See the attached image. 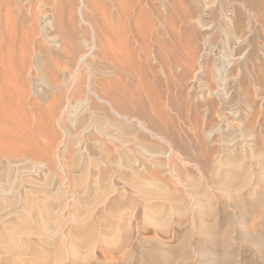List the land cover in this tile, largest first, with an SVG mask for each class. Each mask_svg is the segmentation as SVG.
Masks as SVG:
<instances>
[{
	"label": "bare ground",
	"instance_id": "6f19581e",
	"mask_svg": "<svg viewBox=\"0 0 264 264\" xmlns=\"http://www.w3.org/2000/svg\"><path fill=\"white\" fill-rule=\"evenodd\" d=\"M0 1H2V4L4 6V10H5L4 18L0 15V36L3 38L0 40V117L1 116H7V117H9L7 119H10V120L13 119V121H14V126H12L13 130L10 128V126H9V130H7L8 128L5 130V129H2L0 127L2 130L7 131V133L11 129L13 131L12 136L14 138L13 142L11 141L9 143L12 145V146L10 145V147H9L8 143H5L7 141L9 142L10 140H7L4 142V139H3L2 140L3 142L0 141V151H3L4 153L6 152L9 156H10V154L11 155L13 154L14 156L12 155V157H14L16 159L19 157V158H21V160H22V158H25L28 160V158H30V157L38 158L37 156H43V157H45V159L46 158L51 159V151L52 150L54 151L55 147L57 146V144H56V142H57L56 138L57 137H55V131H54L55 122L57 120L58 124L62 123L61 119L63 117L65 118V116L68 115L69 126L67 128H64V129L62 128L63 126H60V127L63 130V132L65 133L64 135H67L70 138L69 140H70L72 146L71 145L69 146V144L66 145L62 140V141H60V144H58V147H56V148L59 149V146H64V148H65L64 150L66 152L71 153L73 151L76 154L75 158L74 157H73L74 159L72 158L73 161L75 160V162L73 163V171L67 170L65 168L66 165H64V164H67V163H65L64 160L66 158L64 156H62L63 160L62 159L61 160L63 162L62 169L64 172L63 173L64 179L59 181V184H58V182L55 183V185L58 184V187L55 190L50 188L51 184L54 183V177L53 176H51L50 178L48 177L45 180V182H43L44 180H42V182H39V179L38 178H32V176H30L31 174L25 175V176L14 174L13 177H7L8 178L7 180H2L0 178V249H1V251L3 250V252L7 251V253L9 252L11 254H15V253L17 254V253H19L20 250L25 248V245L23 243L24 247H22V248L20 247L21 249L18 250L20 243L22 244L21 237L23 238V236H21V237L18 236L20 233L21 234L25 233V234L31 235V237H32V235H34V238H35V235H38L40 238H44L43 236H45L49 232L50 235L47 237L45 236L46 241H44L43 239H38V243H40L41 245L45 244V247L47 245L49 247H50V245L57 246V247L54 249L48 248V250H47L48 246L46 248L44 247L46 250L43 248L44 249L43 252H45V251L46 252L45 253H39L38 255L40 257L38 256V258H36V259H39L40 264H48L49 262L52 263V260H55L57 262L59 261V263H62V261H64V257H63L64 252H62L61 247L58 246V244L60 245V242H61L60 238L63 239V237L60 236L59 239L57 238V233H58L57 230L60 228V227L57 228V226H59L61 217H63V215H65L64 212L70 206V205H68L69 199H67V196L69 194L68 195L66 194V192H67L66 190H65L66 192L65 191L63 192L61 190L62 187L63 188L67 187L70 190L69 191L70 197H73L74 201H75L74 206L73 207L71 206L72 213H73L72 215L74 217L72 219H70L71 222H68V223H72L71 227L74 228V229H72L74 231L73 232L71 231L72 234L75 233L73 235L71 234L72 237H74V235H76V237L78 239H80V241L78 243L82 246L83 245L85 246V244L87 246L89 245L88 247L94 246L95 244H97V242H99L97 240H98V237L100 236L99 235L100 231L97 230V228L99 227L98 226L99 224H96L98 226L97 227L95 224H91L93 222L90 223V221H91L90 219H91L92 215L93 216L95 215L94 213L96 210L93 206L96 202H100V203L104 202V197L106 195L108 196V194H107L108 192H110V194L112 193V194H114V196H116L115 197L116 203L122 199L121 197L124 198L125 193H123V191H125V189L127 190L128 188H125L122 185V181H127L129 183V185L131 186L132 190L135 189L133 191L129 190L130 191L129 196H127L128 194L127 195L125 194V196H127V197H125V198H127L126 202L129 205L132 204V202L135 203V200L131 202V199H128L130 196L131 197H134V196L139 197L140 196L138 199H140L142 196L146 197V198H154V199H158V198L162 199V197H165L169 201H171L172 199H174L176 201L177 198H179V196L177 195L178 193L177 194L173 193L171 191L170 187L167 185V184H170V182L167 184H166V182H164L166 179H164L163 176H161L162 177L161 178L157 174H154V175L152 174L153 175L152 180H147L146 177H144V178L142 177V175L140 174L141 170L139 171V169H138L139 167L137 166V165H139L137 163H139L138 159H140V158H136L138 153L135 156L134 155L135 152L130 150L129 149L130 147L138 148V152L140 153L138 156H141L142 159H146L148 161H151V164L156 168L159 167L160 168L159 170L162 173H166V174L170 175L171 178H176L177 175L178 176H180V175L178 174V172L175 169V158L174 157H178V158L182 159L181 162L183 161V163H184L183 156L181 155V153L177 152L178 149L176 150V147L178 148V146L180 147V145L175 147L176 139H177L176 136L179 135L178 134L179 132L176 133V131H178L180 129L179 126L175 124V121L177 119L180 118L179 121L181 119L183 121L185 120L189 125V131L195 132L194 135L195 134L196 135H203L207 139V142L212 145V143L214 142L215 136L220 135V136L226 137L229 135L228 134L229 131H231V130L233 131L232 126L237 124V120L239 119L240 114L242 113V112H240V109H241L240 107L249 109L252 106L250 104V102H251L250 99H252L251 98L252 93L250 92V89H252L253 87L255 89V91H254L255 96L258 97L257 99H259V101H260L259 114L263 115V106H264V103H263L264 102V47L259 49V54L257 56V59L255 58L259 73L258 74L252 73L254 70H250V68L248 66L249 64H248V60L246 58L247 53L245 55H243L242 57H238V58H235V56H234L235 52H239V55H242L243 51L246 49V46L248 45L246 38L244 39V35L241 37H239L240 35L238 37L236 35L237 38L234 37L232 35V33H231V35H229V33L227 31H228V29H230V28H228V27H230V26H228L230 23L227 25L228 22L226 23L222 19L221 16L219 18L220 20L219 19L218 20L220 21L219 25L221 27V30H223L225 33V36L223 35L224 39H222V42H224V44H223L224 46H222L224 48V50H223L224 52L222 53L221 51H218V49L222 48V47H219L218 49H216L217 47L213 46L214 44L211 41L212 29L205 26L202 19H199V20L196 19L198 27L196 26L197 28L195 27V30H193L194 35L192 36V34H191L192 38L189 36L192 39L193 45H192L191 40L189 38L188 39L190 41L186 40V42L187 41L189 42V43H187V45L191 43V45L193 47H191L189 49L190 52L187 55H185V57H184V54L180 53V50L178 47H177L178 50L176 49L177 51L173 50L174 46L171 43L168 44V39L165 37L166 34L164 32L159 31V27L162 26L163 23L169 19L168 18L170 16V15L168 16V14H169L168 12H170L169 7L172 5L173 0H105L107 2V3L104 2L106 4V6H104V11H101V14H100L103 19L100 17L102 22H98L101 24L91 25V23H90V25H89V23H88V25L90 26V29L92 30V31L90 30L91 33L89 32L91 34V36L87 35L88 30L86 33L84 31L85 34H82L83 33L82 30H79L77 28V26L79 24L81 25V22H82L81 20H80L79 24L76 26V24L78 22H76V24H75L74 21H72V20L70 21V18H68L67 21H65V19H63L64 17L62 18L63 20H61V21H53L52 18H51L52 21H48V19H47L46 21L44 20L45 25L41 23V25H44V28H43L44 30L40 31L42 34V36H40V37L43 39L46 46H44V45L42 46V43H41V45L35 44V41H36V38L38 35V34H36L35 30H38V29H36L37 27H35V30H34V27H31V29L28 31V33H25V34H27V37H25V40H26V38H27V40H29V42L26 40L29 43V44L27 43L28 45H25L26 41L25 42L23 41L24 38L22 39L20 37L22 40H20V39L17 40L14 37V39H16L18 42L21 41L20 45H24V48H22L20 46L22 48L21 49L22 54L19 55L18 57H16V59H18V60H16V59L14 60L13 58L15 57L14 56L15 53H14V55H10L11 53H13L11 51H10V53L9 52L5 53V50H3V49H5L7 44L6 45L4 44L5 46L4 45L2 46L3 41H5L6 35H8L9 32L13 31V29H11L12 26L10 27V24H11V19H10V17H11L10 16V10H11L10 6H11V4H10V2L14 1V0H11L10 2H9V0L8 1L7 0H0ZM22 1L24 2L25 0H18V4L20 6L15 5L17 11L19 12V13L17 12V15H21V13H23L24 11H27L26 9H24V6L22 5L23 4ZM64 1L67 4V6H69L68 3H70V0H64ZM90 1L87 3H91L93 0L91 2ZM95 1H97V0H95ZM175 1L178 2L179 0H175ZM221 1L222 0H220V2ZM252 1L253 0H251V2ZM258 1L260 2V0H258ZM180 2L182 3V1H180ZM239 2L240 1H238V3ZM198 3L199 2L195 3V5H194L196 7L195 10L202 12V11H200L201 10L200 6H202L204 3L202 5H200L201 3H199V4ZM207 3H208V1H207ZM243 3L244 2H242V3L240 2L241 5ZM0 5H1V3H0ZM27 5H28V3H27ZM85 5H87V4H85V0H81L80 5L78 7V13L84 22H85L86 17H85V19H83L84 15L82 14V9ZM179 5L181 6L180 3L178 4L177 7L173 6V9H174V7L178 8ZM246 5H247V3H246ZM12 6H14V5L12 4ZM52 6H54V5H52ZM70 6H71V4H70ZM70 6H69V8H70ZM73 6L75 7L74 2L72 4V7ZM88 6H90V5L86 6V10H88L90 8ZM98 6L99 5H97V3H96L95 7L98 8V10H99L100 7H98ZM154 6L155 7L157 6V8L159 7V10L157 8H155ZM257 6H255L254 8H256ZM192 7H193V5H192ZM242 7L244 8V6H242ZM160 8L163 11H161ZM192 9H190V11ZM220 10H218V12ZM249 10H250V8H249ZM205 11H207V9H205ZM205 11H204V13H205ZM213 11H215V10H213ZM11 12H12V10H11ZM70 12H71V9H70ZM171 12L173 14V11H171ZM182 12H183V10H182ZM199 12H198V16L200 14V17H202L201 13H199ZM34 13H35V11H34ZM84 13H86V15H88L87 11H85ZM88 13H89V11H88ZM94 13L96 14V12H94ZM102 13H104V14H102ZM14 14H13V16H15ZM58 14H59V12H58ZM58 14H56L57 16L54 13L52 15H55L56 18H59ZM70 14L71 13L68 12L69 17H70ZM175 14L177 15L179 13L177 12ZM186 14L187 13H185L183 15L186 16ZM189 14H190V12H189ZM47 15H49V14H47ZM64 15H66V12ZM68 15H66V16H68ZM73 15H71V18L73 17ZM151 15L153 18H151ZM212 15H214V14H212ZM257 15H258V13H257ZM257 15H255V17H257ZM95 16H97V15H95ZM173 16H175V15H173ZM177 16L179 17V15H177ZM194 16H190V17L193 18ZM60 17H61V14H60ZM212 17H210V18H212ZM13 18L16 19L15 17H13ZM19 18L21 19L22 17L19 16ZM75 18H76V20H78L77 16L73 17L72 19H75ZM213 18H215V16ZM258 18H260V17H258ZM22 19L20 21H22ZM92 19H93V17H91L90 20H92ZM226 19H227V17H226ZM24 20H26V19H24ZM101 20H99V21H101ZM151 20H153V21H151ZM180 20H182V19H180ZM192 20H194V19H192ZM215 20H216V18H215ZM215 20H213V22H215ZM255 20H257V19H255ZM92 21L94 22V20H92ZM86 22H90V21L87 20ZM173 22H174V19H173ZM217 22L218 21H216V23ZM15 23L17 24V22H15ZM31 23H34V22H31ZM253 23H255V22H253ZM16 24H14V25H16ZM158 25H159V27H157ZM164 25H166V24H164ZM191 25H193V24H191ZM208 25L212 26L215 24H208ZM31 26H32V24H31ZM34 26H36V25L34 24ZM83 26L84 25L81 26L82 29H83ZM215 26H217V25H215ZM189 27H191L190 23H189ZM192 27L194 28V26H192ZM249 27H253V26H249ZM175 28H173V29L175 30ZM198 28H201V31H200V29L198 30ZM213 28H215V27L213 26ZM84 29H85V26H84ZM232 29H233V27H232ZM236 29H237V27H236ZM15 30L16 29L14 27V31ZM21 30H23V29L21 28ZM153 30H154V33L156 34V36H154L155 37L154 39L150 37ZM167 30H168V26H167ZM170 30H168V31H170ZM19 31H20V29L18 30V32ZM233 31L231 30V32H233ZM249 31L250 30L248 29V33H249ZM16 32H17V30H16ZM16 32H14V33H16ZM20 32L23 33V31H20ZM173 32H175V31H173ZM11 33H13V32H11ZM16 34H15V36H16ZM19 34H21V33H19ZM167 34H169V33H167ZM176 34H178L180 36L181 33L179 34V32H178ZM233 34H235V33H233ZM12 35H14V34H11V36ZM19 36H17V37H19ZM24 36H26V35H24ZM172 36H173V33H172ZM177 36H175V37L177 38ZM219 37H220V35H219ZM172 38L175 39L174 37H172ZM172 38L169 41H172ZM11 39H13V38H11ZM177 39H180V38L178 37ZM216 39L218 40L220 38H216ZM6 40H10V38H8ZM16 40H13V42H15ZM175 41H177V40H175ZM13 42H11V43H13ZM16 42L13 44V46L16 44ZM22 42H24V43L22 44ZM41 42H42V40H41ZM178 42H180V40ZM11 43H9V44H11ZM37 43H40V42H37ZM181 43H182V41H181ZM181 43L179 45H182ZM170 44H171V46H170ZM176 44H177V42H176ZM146 45H147L148 49L146 48ZM217 45H218V42L215 44V46H217ZM249 45H250V49H251V44H249ZM9 46L10 45H8V47ZM17 46H18V44H17ZM25 46H27V47H25ZM32 46H33V48L35 46V51L33 49V52L35 54H34L33 58L29 59L28 53L29 52L32 53L31 51H29V47L31 48ZM184 46L185 45L183 42V49H186V48H184ZM188 46L190 47V45H188ZM8 47H6V48H8ZM20 47H18L17 49H20ZM170 47H172V48L169 50ZM9 49H11V48H9ZM14 49H15V47H14ZM14 49L12 47L13 51H14ZM253 49H254V47H253ZM21 50H20V52H21ZM186 52H187V49H186ZM248 53H250V52H248ZM17 54H19V53H17ZM10 56H14V57L12 58L13 60H10V63H8L6 61V59H11ZM29 57H30V55H29ZM248 57H249V55H248ZM60 62H62V64H60ZM252 62H254V59H252ZM253 65H252V68H254L256 66L255 65L253 67ZM141 71H145L144 72L145 75H146V73L151 74L150 78L152 77V82L154 83V84H151V85H153V89H151L152 86L150 89H147V88L145 89V88L141 87L142 85L141 86L139 85L140 81L142 83V80H143L142 79L143 76L140 75ZM141 73H143V72H141ZM141 76H142V78H141ZM140 78H141V80H140ZM135 81L137 82V84ZM237 84H238V88H237L238 91H236V92H238V94L235 95L234 93H236V92L234 91V89H235V86ZM148 85H150V84H148ZM251 85H253V87ZM76 95L77 96L80 95L81 99L73 102L74 99H72V97H76ZM254 97H253V101H255ZM11 105L16 106L17 109H12ZM42 105H45V106L43 107ZM7 107L8 108L11 107V108L8 109ZM253 108H254V110H257V109H255L256 107H253ZM243 110H245V109H243ZM241 111H242V109H241ZM244 112L245 111H243V114H244ZM245 113L247 114V112H245ZM257 113H258V110H257ZM255 114H256V112H255ZM92 115L96 116L95 120L92 118ZM17 116H19V117L22 116V120H20V118L18 117L19 120L21 121L19 123L20 124L19 126L17 125L18 123L16 124V122H15V118H17ZM253 117H255V116H252V118ZM1 118H3V117H1ZM4 119H6V118H4ZM243 119H245V118L243 117ZM255 119L258 120V118H255ZM259 119L261 120L263 118L259 116ZM0 120H2V119H0ZM45 121H47V122H45ZM2 122L4 123L5 121L3 120ZM12 122H11V124H12ZM44 122L46 123L45 125H44ZM186 122L184 124H186ZM240 123L242 124V122H240ZM8 124H10V121L7 123V126H8ZM252 124L253 123L251 122V125ZM254 124H256V121ZM43 125H44V127H43ZM237 126H239V125H237ZM5 127H6V125H5ZM176 127L178 128L177 130H176ZM43 128H45L46 133H44ZM254 129H255V127H254ZM236 130L237 129H235V131ZM77 131L80 132V136L78 135V133H77V136L75 135ZM182 131H184V130L182 129ZM251 131H252V129H251ZM255 131H256V129H255ZM186 132H187V130H186ZM2 133H4V131ZM2 133H1V136H2ZM18 133H20V135ZM42 133L45 135V137L42 136L43 135ZM189 133L190 132H187V134H189ZM236 133H237V135L234 134L235 138H237L236 136H238V131ZM251 133H249L250 136L254 135L253 133L251 135ZM9 134L10 133H8L6 135H9ZM239 134L242 135L243 133H239ZM3 136H5V135H3ZM8 137H10V136H8ZM42 137L44 138L43 140H45V139L46 140L42 141L41 140ZM187 137H190V136L187 135ZM192 137H193V135H192ZM238 138H237V140H239ZM248 138H250V137L248 136ZM152 139L159 140L162 143H166L167 146L169 147V148L167 147L169 149V151L164 152V151H161L164 149H161V150H159L160 152H157L158 151L157 148L152 147L149 143V141ZM179 139H180V137H179ZM226 139L229 140L228 138H226ZM252 139H254L256 141L255 138H252ZM263 139H264V137H263ZM11 140H12V138H11ZM181 140L182 139H180V142H181ZM186 140L187 139L185 137V141ZM227 140L224 143H226ZM232 140H233V138H232ZM247 140H249V139H247ZM191 141H193V140H191ZM217 141H218V139H217ZM194 142H195V140H194ZM203 142H200L201 146H199V147L206 145L205 144L206 142L205 141H203ZM215 142H216V140H215ZM220 142H221V145H223V142L222 141H220ZM229 142H232V141L229 140ZM229 142H227V143H229ZM248 142H247V144H248ZM260 142H262V141H260ZM189 143H190V141H189ZM250 143H249V145H250ZM192 144H194V143H192ZM244 144H245L244 150H246V143H244ZM261 144L262 143H260V146H262ZM240 146L241 145L238 144L239 148H240ZM71 147H73V149ZM193 147L196 148L195 146H193ZM204 147L207 148L208 146H204ZM253 147L254 146H252L251 149ZM208 148L211 149L210 147H208ZM225 148H226L225 152L227 154V156H225V157L219 156V154L217 153L218 148L216 149V151H215V149L211 150L213 153H217L218 155L217 154L212 155L210 152L212 158H213V156H216V155L217 156L213 160V165L211 166V164H210V166H211L210 169L213 168L214 170L212 169L213 170V172H211L212 176H210L211 174H208L210 176L209 178L207 177L209 179V182L213 180L214 182L216 181L215 183L218 184V182H220L218 180L220 179V176H222L218 173L219 172L218 170H220V169L222 170L224 168L229 169L230 165H231L230 170L234 169V168H232V165L240 164L238 159H240V158L243 159L247 155V152H248V151H246V154H245V152H242L243 150L240 151L239 148H238V150H239V152H238L237 150H235L236 148H235L234 144L230 145V146L227 145ZM260 148H259V150H260ZM179 149H181V148H179ZM133 150H134V148H133ZM254 150H256V149H254ZM261 150H262V148H261ZM57 151H59V150H57ZM182 151L183 150H181L179 152H182ZM206 151H204V152L206 153ZM252 151H253V149L249 152L254 153V151L253 152ZM263 151L264 150H262L261 152H263ZM3 152H1V153H3ZM225 152H224V154H225ZM210 154H209V156H210ZM220 154L222 156V153H220ZM157 155H164L167 162H164V161L160 162L161 160L159 162L155 161L154 159H155V156H157ZM3 156L0 155V158ZM197 156H199V155H197ZM248 156H249V154H248ZM210 157H209V159L206 157H205L206 158L205 159L203 157L204 158L203 162H204V165L206 167H208V163H209L208 160H210ZM261 157H259V158H261ZM7 158H9V157H7ZM58 158H61V155ZM252 158H253V156H252ZM255 158H256V156H255ZM25 159H24V161H25ZM142 159H140V160H142ZM197 159L199 160V158H197ZM37 160L31 161V164L35 168L36 167L41 168L39 166L42 164L43 161L41 162L40 159H39V161H37ZM146 160H145V162H146ZM19 161H20V159H19ZM200 161H202V160H199V162ZM29 162H30V160H29ZM66 162H68V160ZM259 162H262V161L260 160ZM263 162H264V160H263ZM12 163H14V162H12ZM15 163H16V161H15ZM141 163H143V162H141ZM187 163H186V165H187ZM194 163H196V161ZM49 164H51V163L49 162ZM57 164L58 163H56V165ZM148 164H150V163L148 162ZM179 164H182V163H179ZM147 165L143 166V167L146 168ZM204 165H203V167H204ZM261 165H263V164H261ZM10 166H12V164H10ZM194 166L196 167L197 171L190 170V169L189 170L184 169V171L188 174L187 177L190 176L193 178L191 181L192 183H190V185H187V187L185 186V188L188 191V196L189 195L190 196L196 195V197H197V195L200 192L205 190V189H203L204 186H205V188L207 186V183L206 184L204 183L205 182L204 180H207L204 177V173L205 172L210 173L209 171H212V170L205 171L204 170L205 168H203L202 170H204L205 172L204 171L202 172L200 170L202 168V166L201 167L197 166V165H194ZM258 166H260V164ZM3 167H1L0 169H2ZM19 167H21V164ZM24 167H21V168H24ZM50 167L51 166L48 167V170H50L49 169ZM184 167H186V166L184 165ZM236 167H238V166H236ZM253 167H255V166H253ZM5 168H6V166H5ZM25 168L27 169L28 166ZM52 168H53V166H52ZM125 168H127L128 172H126L127 170L124 171ZM176 168H178V167H176ZM255 168H257V165ZM258 168L256 169L257 172H258ZM141 169H142V167H141ZM15 170H16V167H15ZM37 170H39V169H37ZM148 170H151V169H148ZM181 170H182V168H181ZM5 171H7V169ZM28 171H30V169ZM146 171H147V169H146ZM156 172H157V170H156ZM161 172H160V174H161ZM22 173H19V174H22ZM24 173L27 174V170H26V172L24 171ZM34 173H32V174H34ZM11 174H13V172ZM40 174H42V173H40ZM258 174H260V176H262L264 174V172L261 170V173L259 172ZM197 175H199V176H197ZM181 176H180V179H181ZM210 178L212 180H210ZM258 178L259 177H256V180ZM163 179H164V181H163ZM260 179L263 180V177ZM169 180H171V179H169ZM181 180H183V179H181ZM188 180H190V179H188ZM248 180H251V179H248ZM94 181H95V183H98V185H99V186H97L99 190H96L98 192V193L96 192L97 196L94 193V191H95L94 187L96 188V186L93 185ZM5 183H6V185H4ZM203 183H204V186H203ZM247 183L248 182H246V184ZM250 183H248V185ZM172 185H173V183L171 184V186ZM182 185H184V184H182ZM17 186H19V187L25 186V188H24V192L18 193V194H16L17 196H15L13 192L15 191V189H17ZM214 186L216 188H218L219 185L216 186V184H215ZM151 187H154V189L150 190ZM221 187H222L221 189L218 188L219 189L218 191H221L224 194H229V193L232 194L233 193L232 191H234V190H232V191L229 190L228 187L226 189H225V187L223 188V186H221ZM249 187L250 186H248V188ZM174 188L175 187H173L172 189H174ZM211 189H212V186H211ZM99 191H100V193H99ZM173 191L176 192L175 190H173ZM177 192H178V190H177ZM126 193H128V191ZM222 193H220V194L222 195ZM93 194L95 196H93ZM179 194H180V191H179ZM201 195L198 197L200 198ZM233 195H235V193H233ZM180 196H181V194H180ZM206 196H207V193H206V195L203 196V197H205L204 200L206 199ZM210 197H208L209 200L212 199ZM146 198H143V199H146ZM199 198H194V199L201 200V198L200 199ZM166 199L163 198V200H166ZM182 199H184V198L182 197ZM214 199L216 200L215 195H214L213 200ZM89 200H91L92 203H90ZM109 200H111V199H109ZM148 200H150V199H148ZM198 200H196L197 205L200 204L199 206H201V202L199 203ZM206 200L209 201L208 199H206ZM87 201L90 204L86 205ZM185 201H187V199ZM148 202H150V201H148ZM148 202H147V204H148ZM121 203H119V204L121 205ZM134 203H133V207L130 205V208H134ZM152 203H154V202H152ZM167 203H169V202H167ZM182 203H183L182 201H179L176 204H178V206H179ZM189 203H190V205L192 204L190 201H189ZM113 204H115V202ZM124 204H125V201H124ZM165 204H166V202H165ZM174 204H175V202H174ZM105 206H106V204H105ZM110 206L112 209L113 205H110ZM178 206L177 207L174 206L171 208L169 207L170 213H178L181 211V209L182 210L184 209V208H179ZM184 206H185V204H184ZM103 207L104 206H102V208ZM117 207L118 208L122 207V205L119 206L117 204ZM127 207L129 208L128 205H127ZM146 207L149 208L148 206L145 205L144 210L148 211L146 209ZM180 207H181V205H180ZM195 207H197V206H195ZM238 207H240V206H238ZM109 208L110 207L108 206V213H109ZM193 208H194V205H193ZM152 209H154V208H152ZM83 210L87 213V216H84ZM106 210H107V208H106ZM135 210H137V208H135ZM205 210L206 209H204V211ZM212 210H213V207H212ZM141 211H143V210H141ZM152 211H151V213H152ZM169 211H168V214H169ZM192 211L195 212L194 210H192ZM101 213H103V215H101ZM104 213H105V211L101 212V210H100L99 214L101 215V217L102 216L106 217L104 215ZM140 213H138V214L140 215ZM165 213H166V211H165ZM195 213H197V212H195ZM10 215H11V217L15 216V219L11 221V219H9ZM109 215L107 217H110ZM133 215H135V214L133 213ZM153 215H151V216H153ZM155 215H157V214L155 213ZM158 215H159V212H158ZM173 215L176 216L177 214H173ZM199 215H201V214H199ZM199 215H198V217H199ZM111 216L113 217V215H111ZM128 216H131V215H128ZM169 216L171 217L172 215H168V217ZM179 216L181 218V216L184 217L185 215L183 216V212H182V215H179V213H178V217ZM107 217H106V219L108 220ZM196 217H197V215H196ZM133 218H135V217L133 216L132 219ZM142 218H141V220H142ZM153 218L155 219V216ZM158 218H160V217H158ZM158 218L156 219V223H160V225L157 224L158 226H161V227L166 226L167 227L168 225L169 226L171 225V223L170 224L167 223V219L166 220L164 219L165 220L164 221L163 219L160 218L161 221L163 222L161 225V222H159V221L157 222ZM186 218H188V217H186ZM67 219H69V218H67ZM92 219L96 220L95 216ZM103 219H105V218H103ZM101 220H102V218H101ZM110 220H112V219H110ZM128 220H129V217H128ZM146 220L147 219H145V221ZM198 220H199L198 221L199 224L201 225L200 217ZM150 221H151V217H150ZM152 221H153V219H152ZM104 222H102V223H104ZM204 222H205V220H204ZM96 223H97V220H96ZM102 223H100V224H102ZM108 223H110V222H108ZM153 223H151V224L153 225ZM196 223H197V220H196ZM199 224H198V226H199ZM103 225H106V222ZM103 225H102V228H99V229L102 230L101 236H102V239L104 240L105 239L104 233L106 235V231L109 227L106 230H104L105 227L103 228ZM60 226H61V224H60ZM112 226L113 225H111V227ZM204 226L201 225V227H200L202 229L201 230L202 231L201 232V234H202L201 238H202V236L204 237L205 234L208 233L209 230L211 229V228L209 229V225H208V228H206V230L207 229H209V230L206 232L205 230H203ZM211 226H213V225L211 224ZM114 227L115 226H113V228ZM214 227L217 228V226H215V222H214ZM154 228H155V225H154ZM158 228L159 227H157L156 229H158ZM126 229H128V227ZM166 229H168V228H166ZM108 230L110 232V228ZM213 230H211L212 233H213ZM215 231H217V230L215 229ZM109 232H107V233H109ZM186 235L187 234H185V237H186ZM25 236L27 237V235H25ZM38 236H37V238H38ZM213 236H215V235H213ZM31 237H30V239H31ZM72 237L69 236L68 238H72ZM114 237H116V236H114ZM185 237H184V239H185ZM208 237H210V234ZM99 238H101V237H99ZM210 238L214 239L213 237H210ZM74 239H75V237H74ZM119 239H120V237H119ZM27 240H29V239L27 238ZM33 240H30V241H33ZM182 240H183V238H182ZM221 241H222V237H221ZM261 241H263V239H261ZM24 242L26 243V241H24ZM183 242H184V240H183ZM185 242H186V239H185ZM17 243H19V244H17ZM28 243L29 242L26 243L27 247L32 245V244L29 245ZM101 243L103 245L106 244V246H107V243H105V242L104 243L101 242ZM262 243L264 244V241ZM116 244L118 247V243H116ZM183 245H185V243ZM79 246L72 245L71 248L69 247V249H71L69 252V256L73 260L77 259L76 260L78 262L77 264H88L87 262L90 260L88 257H85L83 255L80 256L79 252H81L83 250L79 251L80 249H82V248H79ZM108 246H111V245H108ZM259 247H261V246L259 245ZM29 248L31 250V247H29ZM32 248H34V247H32ZM64 248H65V244H64ZM36 249H38V247ZM40 249H42V248H40ZM89 249H87V250H89ZM182 249L183 248L181 247V251H182ZM17 250H18V252H17ZM32 250L34 251L35 249H32ZM181 251H180V253H182ZM31 252L32 251H30V252L28 251V253H31ZM36 252L38 253L39 250ZM85 252H86V250H85ZM23 253H27V252H25V250H24ZM23 253H22V255H23ZM94 253L95 252H93L92 254L94 255ZM183 253H184V250H183ZM1 255H3V254H1ZM34 255H35V253H34ZM20 256H21V253L19 254L18 259L20 258ZM24 256H26V254ZM2 257H4V255ZM2 257H0V264H3L2 262H4V264H10V263H12L11 261L15 260V259H13L10 261V259H8L9 257L4 258V259H2ZM32 257H33V255H32ZM12 258H14V257H12ZM23 261H24V259H23ZM33 261L36 263L35 260H33ZM13 262L15 263V261H13ZM29 263H31V261ZM53 264H55L54 261H53Z\"/></svg>",
	"mask_w": 264,
	"mask_h": 264
},
{
	"label": "rangeland",
	"instance_id": "374dc122",
	"mask_svg": "<svg viewBox=\"0 0 264 264\" xmlns=\"http://www.w3.org/2000/svg\"><path fill=\"white\" fill-rule=\"evenodd\" d=\"M8 1V0H7ZM6 1V2H7ZM11 0H9V2H10ZM87 0H85V4H87V5H90V6H88V7H90L88 10H86V6L87 5H85L84 7H83V9H82V14L84 15V17H83V19H85V17H86V19L88 20V21H90V22H86L87 20L85 19V22L81 19V17H80V15H79V13H78V7H79V5H80V2H81V0H70V3H68V5L70 6V4H71V6H70V8H69V6H67V4L65 3V1L64 0H25L24 2H23V6H24V9H26L27 11H24L23 13H21V15H17V9H16V6L15 5H19L18 4V0H14V1H11L10 2V4H11V10H12V12H11V10H10V19H11V24H10V27L12 26V28L11 29H13V31H11V32H13V33H11V32H9V34L8 35H6V37H5V41H3V43H2V46L5 44H7L6 45V47H8V45H10L8 48H6L5 47V49H3V50H5V53L6 52H9L10 53V51L11 52H13V53H11L10 55H14V53H15V57L14 56H10L11 57V59H6V61L8 62V63H10V60H15L16 59V57H18L19 55H21L22 54V48H24V45H20V43H21V41H17V40H22L23 38H24V42L27 40V38H26V40H25V37H27V34H25V33H28V31L31 29V27H34V30H35V27H37L36 29H38V30H35L36 31V34H38L37 35V38H36V41H35V44L36 45H41V43H42V46L44 45V46H46L45 45V43H44V41H43V39L40 37V36H42V34H41V32L40 31H43L44 29V25H45V21L48 19V21H61V20H63V19H65V21H67L68 20V18H70V21L72 20V21H74L75 22V24H76V22H78L77 24H76V26L79 24V22H80V20L82 21L81 22V25L79 24L78 26H77V28L79 29V30H82V34H85L86 32H87V30H88V34L87 35H90L91 36V32H90V23H91V25H95V24H101V23H98V22H102V20L100 19V17L102 18V16L100 15L101 14V11H104V6H106V4L105 3H107L105 0H97V1H95V0H88L87 2H91V3H87L86 2ZM99 1V2H98ZM180 1H182V3L180 2ZM192 1V2H191ZM207 1H208V3H207ZM238 1H240L241 3L242 2H244L242 5L240 4V2L238 3ZM257 1V2H256ZM51 2V3H50ZM55 2V3H54ZM73 2H74V5H75V7L73 8L72 7V4H73ZM105 2V3H104ZM175 2V3H174ZM197 3V2H199V3H201L200 5H202L203 3V5L202 6H200V11H202V12H199V11H197V10H195L196 9V7L194 6L195 5V3ZM232 2V3H231ZM234 2V3H233ZM236 2V3H235ZM254 2V3H253ZM263 4H261V3ZM260 2L258 1V0H253L252 2H251V0H222L221 2H220V0H179L178 2H176L175 0H173V2H172V5L169 7V10H170V12H168L169 14H168V20H166L164 23H163V25L162 26H160L159 27V25L157 26V27H159V31H161V32H164L166 35H165V37L168 39V44L169 43H171L173 46H174V48H173V50H176L177 49V47L179 48V50H180V53H182V54H184V57H185V55H187L189 52H190V48L191 47H193L192 45H193V43H192V36L194 35V31L193 30H195V27L197 26V21H196V19L197 20H199V19H202V21H203V23L205 24V26H207L208 28H211L212 29V39H211V41L213 42V46L214 47H217L216 49H218L219 47H222V46H224L223 44H224V42H222V39H224V36H225V33H224V31L223 30H221V27H220V16L222 17V19L227 23V25L228 26H230V27H228V28H230V29H228V33H229V35H231V33H232V35L234 36V37H236V35H237V37L239 36V37H241V36H243L244 35V39L246 38V40H247V42H248V45L246 46V49L243 51V53H242V55H239V52H235L234 54V56H235V58H238V57H242L243 55H245L246 53V58H247V60H248V66H249V68H250V70H254L252 73H255V74H258L259 72H258V68H257V65H256V59H257V56H258V54H259V49L260 48H263L264 47V0H260ZM0 3H1V5H0V15L4 18V16H5V10H4V6H3V4H2V1H0ZM15 3V4H14ZM27 3H28V5H27ZM96 3H97V5H99L98 7H100L99 8V10H98V8H96L95 7V5H96ZM174 3V4H173ZM180 3L181 4V6L179 5V7L178 8H176L177 6H178V4ZM193 3V4H192ZM198 3V4H199ZM222 5H221V4ZM246 3H247V5H246ZM252 3V4H251ZM12 4L15 6H12ZM66 4V5H65ZM177 4V5H176ZM26 5V6H25ZM51 5V6H50ZM52 5H54V6H52ZM192 5H193V7H192ZM252 7H251V6ZM259 7H258V6ZM2 6V7H1ZM20 6V5H19ZM173 6H176V7H174V9L176 10H174L173 9ZM220 8H219V7ZM242 6H244V8L242 7ZM255 6H257L256 8H254ZM13 7V8H12ZM43 7V8H42ZM56 7V8H55ZM73 9H72V8ZM155 7V6H154ZM207 9V11H205V9ZM262 7V8H261ZM68 8V9H67ZM94 8V9H93ZM155 8H157V6L155 7ZM193 8V9H192ZM210 10H209V9ZM217 8V9H216ZM249 8H250V10H249ZM52 9V10H51ZM68 11H67V10ZM70 9H71V12H70ZM97 9V10H96ZM158 10H159V7L157 8ZM190 9H192L191 11H190ZM204 9V10H203ZM221 9V10H220ZM55 10V11H54ZM64 10V11H63ZM95 10V11H94ZM160 10L161 11H163L161 8H160ZM168 10V11H169ZM182 10H183V12H182ZM213 10H215V11H213ZM217 10V11H216ZM218 10H220L219 12H218ZM34 11H35V13H34ZM54 11V12H53ZM85 11H87V14L88 15H86V13H84ZM88 11H89V13H88ZM171 11H173V14H172V12ZM181 11V12H180ZM193 11V12H192ZM204 11H205V13H204ZM253 11V12H252ZM51 12V13H50ZM56 15V14H58V12H59V14H58V17L59 18H56V16L55 15H52L53 13ZM65 12H66V15H68V12L69 13H71L70 14V17H69V15L68 16H66V15H64L65 14ZM93 14H92V13ZM94 12H96V14L94 13ZM179 13V14H177V15H179V17L175 14V13ZM189 12H190V14H189ZM198 12L199 13H201V16L202 17H200V14H199V16H198ZM213 12V13H212ZM4 15H3V14ZM12 13V14H11ZM15 13V14H14ZM19 13V12H18ZM49 14V15H47V14ZM185 14V13H187L186 14V16H184L183 14ZM216 13V14H215ZM219 15H218V14ZM254 13V14H253ZM257 13H258V15H257ZM13 14L15 15V16H13ZM28 14V15H27ZM60 14H61V17H60ZM64 16H63V15ZM74 14V15H73ZM102 14H104V13H102ZM197 14V15H196ZM212 14H214V15H212ZM225 16H224V15ZM18 17H17V16ZM71 15H73V17H78L77 19L78 20H76V18L75 19H72L71 18ZM92 15V16H91ZM95 15H97V16H95ZM100 15V16H99ZM173 15H175V16H173ZM195 15V16H194ZM219 17H218V16ZM223 15V16H222ZM255 15H257V17H255ZM19 16L20 17H22L21 19H22V21H20L21 19L19 18ZM29 16V17H28ZM39 16V17H38ZM53 16V17H52ZM89 16V17H88ZM95 16V17H94ZM181 16V17H180ZM183 16V17H182ZM190 16H194L193 18L192 17H190ZM198 16V17H197ZM206 16V17H205ZM208 16V17H207ZM215 16V18H216V20H215V18H213V17ZM13 17H17L16 19H14ZM64 17V18H63ZM89 19H88V18ZM91 17H93V19L92 20H94V22L92 21V20H90L91 19ZM97 17V18H96ZM177 17V18H176ZM189 17V18H188ZM197 17V18H196ZM210 17H212V18H210ZM226 17H227V19H226ZM229 17V18H228ZM255 17V18H254ZM258 17H260V18H258ZM51 18H52V20H51ZM63 18V19H62ZM67 18V19H66ZM151 18H153L152 17V15H151ZM253 18V19H252ZM14 19V20H13ZM19 19V20H18ZM24 19H26V20H24ZM29 19V20H28ZM55 19V20H54ZM99 19V20H101V21H97V20ZM103 19V18H102ZM173 19H174V22H173ZM180 19H182V20H180ZM191 21H190V20ZM192 19H194V20H192ZM215 20V22H213V20ZM219 19V20H218ZM255 19H257V20H255ZM16 20V21H15ZM45 20V21H44ZM76 20V21H75ZM154 20V19H153ZM153 20H151V21H153ZM170 20V21H169ZM17 22V24L15 23V22ZM29 21V22H28ZM92 21V22H91ZM169 21V22H168ZM185 21V22H184ZM216 21H218L217 23H216ZM230 21V22H229ZM263 23H262V22ZM14 22V23H13ZM31 22H34V23H31ZM37 22V23H36ZM44 22V23H43ZM97 22V23H96ZM196 22V23H195ZM253 22H255V23H253ZM41 23L42 24H44V25H41ZM88 23H89V25H88ZM189 23H190V26L192 27V26H194V28L192 29L191 27H189ZM215 24V25H217V26H215V25H208V24ZM14 24H16V25H14ZM31 24H32V26H31ZM34 24L36 25V26H34ZM87 24V25H86ZM164 24H166V25H164ZM169 24V25H168ZM191 24H193V25H191ZM207 24V25H206ZM29 25V26H28ZM82 25H84L85 26V29H84V26H83V29L81 28V26ZM219 25V26H218ZM167 26H168V30H170V31H168L167 30ZM213 26L215 27V28H213ZM249 26H253V27H249ZM14 27H15V29L17 30V32H16V30L14 31ZM23 29V30H21V28ZM29 29H28V28ZM42 27V28H41ZM80 27V28H79ZM166 29H165V28ZM176 27V28H175ZM198 27V26H197ZM196 27V28H197ZM232 27H233V29H232ZM236 27H237V29H236ZM163 28V29H162ZM170 28V29H169ZM173 28H175V30L173 29ZM235 28V29H234ZM20 29V31H23V33L22 32H18V30ZM27 29V30H26ZM165 29V30H164ZM177 29V30H176ZM191 29V30H190ZM200 29V31H201V28H198V30ZM218 29V30H217ZM248 29L250 30L249 31V33H248ZM253 31H252V30ZM168 32H167V31ZM179 30V31H178ZM231 30L233 31V32H231ZM84 31H85V33H84ZM92 31V30H91ZM167 33H169V34H167ZM173 31H175L176 33H178L179 32V34H180V36L178 35V34H176L175 32H173ZM181 31V32H180ZM192 31V32H191ZM217 31V32H216ZM223 31V32H222ZM236 31V32H235ZM14 32H16V33H14ZM90 32V33H89ZM19 33H21V34H19ZM171 33V34H170ZM172 33H173V36H172ZM224 33V34H223ZM233 33H235V34H233ZM253 35H252V34ZM11 34H14V35H12L11 36ZM15 34H16V36H15ZM154 34V35H153ZM191 34H192V36H191ZM20 35V36H19ZM24 35H26V36H24ZM169 35V36H168ZM178 35V36H177ZM219 35H220V37H219ZM224 35V36H223ZM251 35V36H250ZM8 36V37H7ZM17 36H19V37H17ZM154 36H156V34L154 33V30H153V32L151 33V35H150V37L151 38H155ZM175 36H177V38L179 37L180 39H177ZM183 36V37H182ZM191 38H190V37ZM247 36V37H246ZM14 37L17 39H14ZM22 39H21V38ZM172 37H174L175 39H173L172 38V41L174 42H172V41H169V40H171V38ZM220 38V39H216V38ZM236 37V38H237ZM252 37V38H251ZM8 38H10V40H6V39H8ZM11 38H13V39H11ZM39 38V39H38ZM170 38V39H169ZM191 40V43H192V45H191V43L190 44H188V45H190V47L187 45V43H189L188 41H190L189 39ZM1 39H3L1 36H0V40ZM42 40V42H41V40ZM183 39V40H182ZM185 39V40H184ZM215 39V40H214ZM13 40H16L15 42H16V44L13 46V44L15 43V42H13ZM175 40H177V41H175ZM180 40V42H178ZM186 40H188L187 42H186ZM217 40V41H216ZM7 41V42H6ZM10 41V42H9ZM28 42H29V40H27ZM25 42L26 44L25 45H28L29 43L28 42ZM153 41V40H152ZM181 41H182V43H181ZM253 41V42H252ZM259 41V42H258ZM261 41V42H260ZM11 42H13V43H11ZM24 42H22V44L24 43ZM37 42H40V43H37ZM176 42H177V44H176ZM183 42H184V48H186L187 49V52H186V49H183ZM186 42V43H185ZM218 42V45L217 46H215V44ZM251 42V43H250ZM9 43H11V44H9ZM28 43V44H27ZM182 44V45H179V44ZM256 43V44H255ZM259 43V44H258ZM17 44H18V46H17ZM151 44V43H150ZM171 44H170V46H171ZM249 44H251V49H250V45ZM255 44V45H254ZM258 44V45H257ZM4 45V46H5ZM176 45V46H175ZM178 45V46H177ZM187 45V46H186ZM254 45V46H253ZM22 48H21V47ZM182 46V47H181ZM12 47H13V49H14V47H15V49H14V51L12 50ZM18 47H20V49H17ZM25 47H27V46H25ZM253 47H254V49H253ZM4 48V47H3ZM9 48H11V49H9ZM146 48H147V45H146ZM172 47H170L169 48V50L171 49ZM26 49V48H25ZM33 49H34V51H35V46H34V48H33V46L30 48L29 47V51H31L32 53H30L29 51V53H28V58L29 59H31V58H33L34 57V52H33ZM148 49V48H147ZM257 49V50H256ZM20 50H21V52H20ZM27 50V49H26ZM178 50V49H177ZM176 50V51H177ZM224 50V48L222 47V48H219L218 49V51H221L222 53L224 52L223 51ZM249 50V51H248ZM18 51V52H17ZM184 51V52H183ZM248 52H250V53H248ZM17 53H19V54H17ZM29 55H30V57H29ZM239 55V56H238ZM248 55H249V57H248ZM251 55V56H250ZM32 56V57H31ZM183 56V55H182ZM256 56V57H255ZM14 57V58H13ZM21 57V56H20ZM13 58V59H12ZM256 58V59H255ZM252 59H254V62H252ZM16 60H18V59H16ZM250 60V61H249ZM104 61V60H103ZM252 62V63H251ZM60 64H62V62H60ZM254 64V65H253ZM252 65H253V67L254 68H252ZM141 72H143V73H141ZM140 72V75H142L143 76V78H142V76H141V78L143 79L142 80V83H141V81H140V86L141 87H143V88H147V89H150L151 88V86H152V88L151 89H153V85H151V84H154L153 82H152V77L150 78V73L148 74V73H146V75H145V71H141ZM145 77V78H144ZM141 78H140V80H141ZM147 78V79H146ZM146 79V80H145ZM151 80V81H150ZM136 82V81H135ZM146 82V83H145ZM149 82V83H148ZM151 82V83H150ZM144 83V84H143ZM136 84H137V82H136ZM148 84H150V85H148ZM251 84V83H250ZM147 86V87H146ZM165 86V85H164ZM163 86V87H164ZM252 87H253V85H251ZM166 87V86H165ZM238 84L235 86V89H234V91L236 92V91H238ZM254 91H255V89H254V87L252 88V89H250V92L252 93V99H250L251 100V102H250V104L252 105H250L249 107V109H246V108H242V107H240L241 109H242V111H241V109H240V112H242L241 114H240V117H239V119L237 120V124H235V125H233L232 126V128H233V131L231 130V131H229V135L228 136H226V137H224V136H220V135H217V136H215L214 137V144L212 143V145L211 144H209L208 142H207V139L203 136V135H194V133L195 132H193V131H189V125H188V123L186 122V124H184L185 122L181 119L180 121H179V119H177L176 121H175V124L176 125H178L179 126V130L178 131H176V133H178L179 135H177L176 136V144H175V147L176 146H178V145H180V147L178 146V148L176 147V150H177V152L178 153H181V155L183 156V158H184V163H183V161L181 162V160L182 159H180V158H178V157H174L175 158V169H176V171L178 172V174L181 176V179H183V180H181L180 179V176H176V178H171V176L170 175H168V174H166V173H162L159 169V167L158 168H156V167H154L152 164H151V161H148V160H146V159H142V157L141 156H138L140 153L138 152V148H136V147H133L134 148V150H133V148L132 147H128L130 150H132L133 152H135L134 153V155L136 156V154L138 153V155H137V157L136 158H140V159H142V160H140V159H138V162L139 163H137V164H139V165H137L139 168V171H140V174L142 175V177L144 178V177H146V179L147 180H152V178H153V175L154 174H157L158 176H163V178L164 179H166L165 181H164V179H163V181L164 182H166V184L167 183H169L170 182V184H167L169 187H170V189H171V191L173 192V193H178L177 195L179 196V198H177V200L175 201L174 199H170L171 201H169L168 199H166L165 197H162V199H154V198H146V197H141L140 199H138L139 197H129L128 199H131V202L132 201H134L135 200V203L134 202H132V204H130L132 207H133V203H134V208H130V205L129 204H127V198H125V197H127V196H129V190H132V188H131V186L129 185V183L127 182V181H122V185L125 187V188H128L127 190L125 189V191H123V193H125L127 196H125V194H124V198L123 197H121L122 199V201L120 200L119 202H117L116 203V196H114V194H110V192H108L107 194H108V196L106 195H104L105 197H104V202H102V203H100V202H96L95 204H94V208L97 210H95V218H96V220H97V223H96V220H94V219H92V218H94V216L92 215V217H91V221H90V223L91 222H93V223H91V224H99L97 227V230H99L100 231V233H99V237H101V238H99L98 237V240L97 241H99V242H97V244H95L94 246H90V247H88L86 244H85V246L83 245H80L78 242L80 241V239H78L77 237H76V235H74V237H75V239H74V237H72V235L73 234H75V233H73L72 234V232L74 231V230H72V229H74L73 227H71V224L72 223H68V222H71L70 221V219H72L74 216L72 215L73 213H72V209H71V206L73 207L74 206V204H75V201H74V198L73 197H70V193H69V189L67 188V187H62V191L64 192L65 190L67 191H65L66 192V194L68 195L67 196V199H69L68 200V205H70L67 209H66V211L64 212V214L65 215H63V217H61V220H60V223H59V226H57V228H59L58 230H57V238L59 239L60 238V236L61 237H63V239L62 238H60V240H61V242H60V245L58 244V246H60L61 247V250H62V252H64L63 254V257H64V261H62V263H59V261L57 262V261H55V260H52V263L51 262H49L50 264H53V261H54V263L55 264H77L78 262L76 261L77 259H75V260H73L72 258H70V256H69V252H70V250L71 249H69V247L71 248L72 247V245H77V246H79V248H82V249H80L79 251H81V250H83V251H81V252H79L80 253V256L81 255H83V256H85V257H88L89 258V260L90 261H88L87 263L88 264H264V244L262 243L263 241H264V174L262 175V176H260V174H258L259 172L261 173V170L264 172V162H263V160H264V151L263 152H261L262 150H264V139H263V137H264V106H263V115H261V114H259V104H260V101H259V99H257L258 97H256L255 96V93H254ZM235 95H237L238 94V92H236V93H234ZM254 94V95H253ZM256 98H255V97ZM253 97H254V99H255V101H253ZM72 99H74L73 100V102H75V101H77V100H80L81 99V96L80 95H76V97H72ZM236 103V102H235ZM257 105H256V104ZM264 103V102H263ZM239 104V103H238ZM237 105V104H236ZM43 107L45 106V105H42ZM240 106V105H239ZM11 107H12V109H17V107L16 106H12L11 105ZM11 107H7L8 109H10ZM253 107H256L255 109H257L258 110V113H257V110H254V108ZM248 108V107H247ZM252 108V109H251ZM243 109H245V110H243ZM249 110V111H248ZM254 110V111H253ZM243 111H245V112H247V114L244 112V114H243ZM255 112H256V114H255ZM255 115H254V114ZM253 114V115H252ZM243 115V116H242ZM249 115V116H248ZM242 116V117H241ZM246 116V117H245ZM251 116V117H250ZM252 116H255V117H253L252 118ZM257 116V117H256ZM259 116L260 117H262L263 119H259ZM1 117H3V118H1ZM0 117V119H2V120H0L1 122L4 120L5 122L3 123H1L0 122V127L2 128V129H7V130H9V126H10V128L13 130V127L12 126H14V121H13V119L12 120H10V119H7V118H9V117H7V116H1ZM19 116H17V118H15V122H16V124L19 126L20 124V120H22V116L21 117H19L20 118V120H19V118H18ZM95 115L93 116L92 115V118L95 120ZM243 117L246 119H243ZM4 118H6V119H4ZM69 117H68V115H66L65 116V118L63 117L62 119H61V122L62 123H60V124H58V122H57V120H56V122H55V126H54V131H55V137H57L56 139H57V142H56V144H57V146L56 147H58V144H60V141H62L63 140V142L66 144V145H68L69 144V146L71 145V142H70V138L67 136V135H64L65 133L63 132V130L61 129V127L60 126H63L62 128L64 129V128H67L68 126H69V122H68V119ZM255 118H258V120L257 119H255ZM249 120V121H248ZM7 121V122H6ZM10 121V124H8V126H7V123ZM13 121V122H12ZM239 121V122H238ZM248 121V122H247ZM254 121V122H253ZM255 121H256V124H254L255 123ZM261 121V122H260ZM11 122H12V124H11ZM45 122H47V121H45ZM44 122V125L46 124ZM240 122H242V124L240 123ZM250 122V123H249ZM251 122L254 124H252L251 125ZM6 123V124H5ZM245 123V124H244ZM2 124V125H1ZM4 124V125H3ZM5 125H6V127H5ZM44 125H43V127H44ZM57 125V126H56ZM66 125V126H65ZM237 125H239V126H237ZM242 125V126H241ZM245 125V126H244ZM249 125V126H248ZM181 126V127H180ZM185 126V127H184ZM187 126V127H186ZM237 126V127H236ZM247 126V127H246ZM57 127V128H56ZM245 127V128H244ZM251 127V128H250ZM254 127H255V129H256V131H255V129H254ZM262 127V128H261ZM0 128V141L1 142H3L2 140L4 139V142L5 141H7V140H10L9 142L7 141V142H5V143H8V145H9V147H10V145L11 144H9L11 141L13 142V131L10 129V131H8V133H12L11 135L9 134V135H6V134H8L7 133V131H5V130H2ZM237 129L236 131H235V129ZM242 130H241V129ZM44 129V133H46L45 132V128H43ZM178 128L176 127V130H177ZM182 129L184 130V131H182ZM248 129V130H247ZM251 129H252V131H251ZM2 130V131H1ZM186 130H187V132H190L189 134H187V132H186ZM254 130V131H253ZM4 131V133H2ZM182 131V132H181ZM235 131V132H234ZM238 131V136H236L239 140H237V138H235V135H237V132ZM244 131V132H243ZM193 132V133H192ZM254 134V135H252V133ZM255 132V133H254ZM262 132V133H261ZM1 133H2V136H1ZM21 133V132H20ZM20 133H18L19 135H20ZM57 133V134H56ZM77 133H78V135L80 136V132L79 131H77L76 132V136H77ZM233 133V134H232ZM239 133H243L242 135H240ZM249 133H251V135L252 136H250V134ZM43 134V133H42ZM182 136H181V135ZM235 134V135H234ZM246 134V135H245ZM248 134V135H247ZM3 135H5V136H3ZM187 135H189L190 137H187ZM192 135H193V137H192ZM234 135V136H233ZM262 137H261V136ZM7 136V137H6ZM8 136H10L11 138H12V140H11V138L10 137H8ZM43 137H45V135L43 134L42 135ZM186 137V141H185V137ZM195 136V137H194ZM203 136V137H202ZM230 136V137H229ZM241 136V137H240ZM248 136L251 138H248ZM255 136V137H254ZM260 136V137H259ZM5 137V138H4ZM42 137V141H45V140H43L44 138ZM179 137H180V139H184L183 141L181 140V142H180V139H179ZM223 137V138H222ZM246 137V138H245ZM190 138V139H189ZM200 138V139H199ZM226 138H228L230 141H232V142H229V140H227ZM232 138H233V140H232ZM252 138H255L256 139V141L254 140V139H252ZM260 138V139H259ZM263 140H262V139ZM65 139V140H64ZM202 139V140H201ZM217 139H218V141H217ZM223 139V140H222ZM247 139H249V140H247ZM59 140V141H58ZM178 140V141H177ZM191 140H193V141H191ZM194 140H195V142H194ZM215 140H216V142H215ZM227 140V142H229V143H224L225 141ZM189 141H190V143L192 144V143H194V144H190L189 143ZM203 141H205L206 143V145H204V146H208V147H210L211 149H209L208 147L206 148V147H204V146H202V147H199V146H201V144H200V142H203ZM220 141H222L223 142V145H221V142ZM249 141V142H248ZM260 141H262V142H260ZM70 142V143H69ZM179 142V143H178ZM185 142V143H184ZM236 142V143H235ZM247 142H248V144H247ZM251 142V143H250ZM149 143H150V145L152 146V147H154V148H157V152H160L159 150H161V149H164V150H161V151H169V147L167 146V144L166 143H162V142H160L159 140H155V139H152V140H150L149 141ZM184 143V144H183ZM204 143V142H203ZM231 143V144H230ZM235 145V150H237L238 152H239V150L241 151V150H243L242 152H245V154H246V151H248L247 152V157L245 156L243 159L242 158H240V159H238L239 160V163L240 164H235V165H232V168H234V169H232V170H230V167H231V165L229 166V169L227 168H224V169H220V170H218L217 172L220 174V175H222V176H220V179L218 180V181H220V182H218V184L217 183H215L211 178H210V180H212V181H210L209 182V177L210 176H212V173L211 172H213V170L212 169H210L211 168V166L213 165V160H214V158L219 154V156L220 157H225V156H227V154H226V152H225V147L228 145V146H230V145H233V144ZM239 145H241L240 146V148L238 147V144ZM244 143H246V150H244V148H245V144ZM249 143H250V145H249ZM255 143V144H254ZM257 143V144H256ZM260 143H262L261 145L262 146H260ZM13 144V143H12ZM189 144V145H188ZM209 144V145H208ZM217 146H216V145ZM227 144V145H226ZM230 144V145H229ZM237 144V145H236ZM259 144V145H258ZM185 145V146H184ZM215 147H214V146ZM226 145V146H225ZM12 146V145H11ZM72 146V145H71ZM183 146V147H182ZM193 146H195L196 148H194ZM223 146V147H222ZM252 146H254L252 149H253V151H254V153H251V152H249V151H251L252 149H251V147ZM257 146V147H256ZM55 147V149H54V151L52 150L51 151V159L50 158H46L45 159V157H43V156H37L39 159H40V161L42 162V164L39 166V167H41V168H35L34 166H32V164H31V161H35V160H37L38 158H36V157H30V158H28V160L27 159H25V158H22V160H21V158H19L20 159V161H19V159L17 158H14V157H12V155L10 154V156L7 154H5L3 151H0V155H4L3 157H1L0 158V168L1 167H3L2 169H0V178L2 179V180H7L8 178L7 177H13L14 176V174H18V175H21V176H25V175H30V176H32V178H38L39 179V182H42V180H44L43 182H45V180L49 177H51V176H53L54 177V183L53 184H51V186H50V188L51 189H53V190H55V189H57V187H58V184H59V181H61V180H63L64 179V172H63V169H62V166H63V162H62V160H63V157L62 156H64L66 159L64 160V162L65 163H67V164H64V165H66L65 166V168L67 169V170H70V171H73V163L75 162V160L73 161V159L75 158V156H76V154L72 151L71 153L70 152H66L64 149V146H59V149L58 148H56ZM63 147V148H62ZM168 147V148H167ZM204 147V148H203ZM239 148V150H238V148ZM250 147V148H249ZM262 148V150H261V148ZM72 149H73V147H71ZM132 148V149H131ZM179 148H181V149H179ZM193 148V149H192ZM206 148V149H205ZM218 148V154L217 153H213L211 150L212 149H215V151H216V149ZM259 148H260V150H259ZM166 149V150H165ZM222 149V150H221ZM254 149H256V150H254ZM57 150H59V151H57ZM181 150H183L182 152H179V151H181ZM207 150V151H206ZM221 150V151H220ZM259 150V151H258ZM204 151H206V153L204 152ZM225 152V154H224V152ZM252 151V152H253ZM1 152H3V153H1ZM201 152V153H200ZM208 152V153H207ZM210 152H211V154L212 155H215V154H217L216 156H213V158H212V156H211V154H210ZM222 153V156H221V154L220 153ZM261 152V153H260ZM184 153V154H183ZM204 153V154H203ZM237 153V152H236ZM251 153V154H250ZM57 154V155H56ZM59 154V155H58ZM203 156H202V155ZM209 154H210V156H209ZM238 154V153H237ZM248 154H249V156H248ZM259 154V155H258ZM61 155V158H58L59 156ZM197 155H199V156H197ZM14 156V155H13ZM72 156V157H71ZM163 156V157H162ZM186 156V157H185ZM210 157V160H208L209 161V163H208V167H206L205 165H204V158L206 157V158H208L209 159V157ZM252 156H253V158H252ZM255 156H256V158H255ZM263 158H262V157ZM6 157V158H5ZM7 157H9V158H7ZM16 157V156H15ZM74 157V158H73ZM202 157V158H201ZM204 157V158H203ZM259 157H261V158H259ZM45 160H44V159ZM70 160H69V159ZM73 158V159H72ZM159 158V159H158ZM161 158V159H160ZM186 158V159H185ZM197 158H199V160H202V161H200L199 162V160L197 159ZM201 158V159H200ZM205 158V159H206ZM24 159H25V161H24ZM34 159V160H33ZM39 159L37 160V161H39ZM62 159V160H61ZM163 159V160H162ZM225 159V158H224ZM11 162H10V161ZM29 160H30V162H29ZM51 163V164H49V162ZM68 160V162H66ZM144 160V161H143ZM145 160H146V162H145ZM155 161H160V162H167V160H166V158H165V156L164 155H157V156H155V159H154ZM153 160V161H154ZM212 160V161H211ZM247 162H246V161ZM262 161V162H259V161ZM7 161V162H6ZM9 161V162H8ZM15 161H16V163H15ZM22 161V162H21ZM57 161V162H56ZM71 161V162H70ZM73 161V162H72ZM188 163H187V162ZM196 161V163H194ZM198 161V162H197ZM254 161V162H253ZM259 163H258V162ZM12 162H14V163H12ZM48 162V163H47ZM141 162H143V163H141ZM148 162L150 163V164H148ZM203 162V163H202ZM257 162V163H256ZM9 163V164H8ZM18 163V164H17ZM56 163H58L57 165H56ZM62 163V164H61ZM179 163H182V164H179ZM186 163H187V165H186ZM192 163V164H191ZM237 163V162H236ZM255 163V164H254ZM7 164V165H6ZM10 164H12V166H10ZM16 164V165H15ZM20 164H21V167H27L28 166V168L26 169L25 167V169L24 168H21V167H19L20 166ZM44 164V165H43ZM53 164V165H52ZM148 164V165H147ZM210 164H211V166H210ZM260 164V166H258ZM261 164H263V165H261ZM51 166L49 169L50 170H48V167L49 166ZM147 165V167L145 168V167H143V166H146ZM183 167H182V166ZM184 165L186 166V167H184ZM194 165H197V166H202V168L200 169L202 172L205 170V171H209V170H212V171H209L210 173H206L205 171V173H204V177L207 179V180H204L205 182V184L207 183V186H206V188H205V186H204V183H203V186H204V188L203 189H205L204 191H202V192H200L198 195H197V197H196V195H192V196H188V191L186 190V188H185V186L187 187V185H190V183H192L191 181H192V177H190V176H188L187 177V173L184 171V169H190V170H195V171H197V169H196V167L194 166ZM203 165H204V167H203ZM256 165H257V168H258V172H257V168H255L256 167ZM5 166H6V168H5ZM9 166V167H8ZM44 166V167H43ZM52 166H53V168H52ZM150 166V167H149ZM210 166V167H209ZM236 166H238V167H236ZM253 166H255V167H253ZM262 166V167H261ZM15 167H16V170H15ZM18 167V168H17ZM43 167V168H42ZM55 167V168H54ZM141 167H142V169H141ZM176 167H178V168H176ZM188 167V168H187ZM13 168V169H12ZM35 168V169H34ZM181 168H182V170H181ZM194 168V169H193ZM203 168H205L204 170H202ZM261 168V169H260ZM263 168V169H262ZM7 169V171H5ZM30 169V171L32 172V173H34V174H32L30 171H28ZM37 169H39V170H37ZM146 169H147V171H146ZM148 169H151V170H148ZM208 169V170H207ZM254 169V170H253ZM15 170V171H14ZM26 170H27V174L26 173H24V171L26 172ZM33 170V171H32ZM127 170V168H125V170L124 171H126ZM156 170H157V172H156ZM235 170V171H234ZM242 170V171H241ZM19 171V172H18ZM51 171V172H50ZM154 171V172H153ZM232 171V172H231ZM250 171V172H249ZM10 172V173H9ZM13 172V174H11ZM23 172V173H22ZM30 172V173H29ZM126 172H128V170L126 171ZM160 172H161V174H160ZM216 172V171H215ZM238 172V173H237ZM19 173H22V174H19ZM40 173H42V174H40ZM48 173V174H47ZM181 173V174H180ZM146 176H145V175ZM153 174V175H152ZM165 174V175H164ZM208 174H211L210 176L208 175ZM218 174V175H219ZM3 175V176H2ZM208 175V176H207ZM250 177H249V176ZM252 175V176H251ZM257 175V176H256ZM151 176V177H150ZM197 176H199V175H197ZM41 177V178H40ZM63 177V178H62ZM208 177V178H207ZM248 177V178H247ZM256 177H259L257 180H256ZM263 177V180L262 179H260V178H262ZM56 178V179H55ZM162 178V177H161ZM190 179V180H188V179ZM253 178V179H252ZM41 179V180H40ZM169 179H171V180H169ZM176 179V180H175ZM248 179H251V180H248ZM180 180V181H179ZM260 180V181H259ZM173 181V182H172ZM177 181V182H176ZM180 183H179V182ZM182 181V182H181ZM189 181V182H188ZM58 182V184H56L55 185V183H57ZM173 183V187H175L174 189H172L173 187L171 186V184ZM246 182H248V183H250L249 185H248V183L246 184ZM188 183V184H187ZM211 183V184H210ZM213 183V184H212ZM182 184H184V185H182ZM186 184V185H185ZM216 184V186H218V188H222L221 186H223V188L225 187V189L228 187V189L229 190H234V191H232L233 193H235V195H233V193L232 194H224V193H222L221 191H218L219 189L218 188H216L214 185ZM221 184V185H220ZM252 184V185H251ZM4 185H6V183L4 184ZM94 186H96V188L94 187V189H95V191H94V193L96 194V196H97V191L96 190H99L98 189V187L97 186H99L98 185V183H95V181H94V184H93ZM121 185V186H122ZM147 185V184H146ZM226 185V186H225ZM250 186L249 188H248V186ZM66 186V185H65ZM122 186V187H123ZM211 186H212V189H211ZM29 187V186H28ZM172 187V188H171ZM179 189H178V188ZM210 187V188H209ZM214 187V188H213ZM24 188H25V186H21V187H19V186H17V189H15V191L13 192L14 193V195L15 196H17L16 194H18V193H22V192H24ZM27 188V187H26ZM130 188V189H129ZM149 188V187H148ZM185 188V189H184ZM241 188V189H240ZM154 189V187H151L150 188V190H153ZM211 189V190H210ZM133 190H135V189H133ZM132 190V191H133ZM173 190H175L176 192H174ZM177 190H178V192H177ZM207 190V191H206ZM243 190V191H242ZM21 191V192H20ZM128 191V193H126ZM179 191H180V194H181V196H180V194H179ZM184 191V192H183ZM97 192V193H96ZM182 192V193H181ZM207 193V196H206V199H208L209 200V198L208 197H210V198H212V199H210L209 201H207L206 199L204 200V198L205 197H203L204 195H206V193ZM12 193V194H13ZM99 193H100V191H99ZM186 193V194H185ZM220 193H222V195L220 194ZM105 194V193H104ZM99 195V194H98ZM184 195V196H183ZM201 195V200H198V199H194V198H199L198 196H200ZM214 195H215V197H216V200L214 199L213 200V198H214ZM226 195V196H225ZM229 195V196H228ZM233 195V196H232ZM84 196V195H83ZM93 196H95L94 194H93ZM213 196V197H212ZM181 197V198H180ZM182 197L186 200L187 199V201H185L184 199H182ZM191 197V198H190ZM72 198V199H71ZM143 198H146V199H143ZM163 198L164 199H166V200H163ZM199 198V199H200ZM109 199H111V200H109ZM126 199V200H125ZM148 199H150V200H148ZM203 199V200H202ZM239 199V200H238ZM71 200V201H70ZM144 200V201H143ZM150 201V202H148V201ZM152 200V201H151ZM160 200V201H159ZM168 200V201H167ZM192 200V201H191ZM196 200H198V202L200 203L201 202V206H199V205H197V201ZM213 200V201H212ZM124 201H125V204H124ZM140 204H138L137 202ZM141 201V202H140ZM175 202V204H174V202ZM179 201H182L184 204H185V206H184V204L182 203V204H180L181 205V207H180V205L178 206V204H176V203H178ZM189 201L194 205V208H193V205L191 204L190 205V203H189ZM71 202V203H70ZM89 202L90 203H92V201L91 200H89ZM115 202V204H113ZM122 202V203H121ZM130 202V203H131ZM147 202H148V204H147ZM152 202H154V203H152ZM165 202H166V204H165ZM167 202H169V203H167ZM173 202V203H172ZM263 202V203H262ZM70 203V204H69ZM90 203H88V201L86 202V205L87 204H90ZM119 203H121V205H122V207L124 208H122V207H117V204L119 205V206H121ZM137 203V204H136ZM146 203V204H145ZM172 203V204H171ZM181 203V202H180ZM104 204V205H103ZM105 204H106V206H105ZM143 206H142V205ZM151 204V205H150ZM239 204V205H238ZM92 205V204H91ZM110 205H113L112 206V209H111V206ZM124 205V206H123ZM127 205L129 206V208L127 207ZM138 205V206H137ZM145 205L146 206H148L149 208H147L146 207V209L148 210V211H146V210H144L145 209ZM150 205V206H149ZM204 205V206H203ZM85 206V205H84ZM102 206H104L103 208H102ZM108 206L110 207L109 208V213H108ZM136 206V207H135ZM153 206V207H152ZM174 206H178L179 208H184L183 210L181 209V211L180 212H178L179 213V215H182V212H183V216L185 215L186 217H188V218H186L185 216L184 217H182L181 216V218H180V216L178 217V213H170V211H169V209L171 208V207H174ZM183 206V207H182ZM195 206H199L198 208L197 207H195ZM203 206V207H202ZM238 206H240V207H238ZM154 208V209H152V208ZM170 207V208H169ZM212 207H213V210H212ZM242 207V208H241ZM106 208H107V210H106ZM135 208H137V210H135ZM139 208V209H138ZM151 208V209H150ZM159 208V209H158ZM163 208V209H162ZM188 208V209H187ZM193 208V209H192ZM201 208V209H200ZM203 208V209H202ZM143 210V211H141V210ZM156 209V210H155ZM165 209V210H164ZM204 209H206L205 211H204ZM209 209V210H208ZM70 210V211H69ZM100 210H101V212H103V211H105V213H104V215L107 217L109 214V216L110 217H107L108 218V220L106 219V217H101V215H103V213H101V215L99 214L100 213ZM103 210V211H102ZM112 212H111V211ZM134 212H133V211ZM154 212H153V211ZM186 210V211H185ZM188 210V211H187ZM192 210H194L195 212H197V213H195V212H193ZM132 211V212H131ZM151 211H152V213L154 214H152L151 213ZM157 211V212H156ZM165 211H166V213H165ZM168 211H169V214H168ZM190 211V212H189ZM204 213H202V212ZM108 214H107V213ZM111 212V213H110ZM141 212V213H140ZM143 212V213H142ZM158 212H159V215H158ZM161 212V213H160ZM201 212V213H200ZM83 213H84V216H87V213L83 210ZM133 213L135 214V215H133ZM138 213H140V215L138 214ZM155 213L157 214V215H155ZM181 213V214H180ZM191 213V214H190ZM206 213V214H205ZM173 214H177L176 216L175 215H173ZM199 214H201V215H199ZM111 215H113V217L111 216ZM120 215V216H119ZM128 215H131V216H128ZM151 215H153V216H151ZM161 215V216H160ZM168 215H172L171 217L169 216L168 217ZM196 215H197V217H196ZM198 215H199V217H200V219H201V225L202 226H204L203 227V230H205L206 232L209 230V232L208 233H206L205 234V236L203 237L202 236V238H201V225L199 224V217H198ZM205 215V216H204ZM211 215V216H210ZM215 215V216H214ZM99 218H98V217ZM135 217V218H133L132 219V217ZM139 216V217H138ZM144 216V217H143ZM147 216V217H146ZM155 216V219L153 218ZM157 216V217H156ZM10 217H11V215H10ZM9 217V219H11V221L12 220H14L15 219V216H12L11 218ZM65 217V218H64ZM128 217H129V220H128ZM142 218V220H141V218ZM150 217H151V221H150ZM158 217H160L161 219H167V223L168 224H170L171 223V225L169 226L168 224V226L166 227H161V226H158V225H160V223H156V219L158 218ZM67 218H69V219H67ZM101 218H102V220H101ZM103 218H105V219H103ZM127 218V219H126ZM140 218V219H139ZM160 218H158V220H157V222L159 221V222H161V225H162V221H161V219ZM197 218V219H196ZM215 218V219H214ZM66 219V220H65ZM110 219H112V220H110ZM119 219V220H118ZM145 219H147L146 221H145ZM152 219H153V221H152ZM211 219V220H210ZM214 219V220H213ZM68 220V221H67ZM101 220V221H100ZM106 222V225H103V224H105V222ZM164 220V221H165ZM172 220V221H171ZM196 220H197V223H196ZM204 220H205V222H204ZM207 220V221H206ZM155 221V222H154ZM171 221V222H170ZM102 222H104V223H102ZM108 222H110V223H108ZM113 222V223H112ZM148 224H147V223ZM155 224H154V223ZM203 222V223H202ZM210 222V223H209ZM214 222H215V226H217V228L216 227H214ZM100 223H102V224H100ZM112 223V224H111ZM130 223V224H129ZM138 223V224H137ZM151 223H153V225L151 224ZM173 223V224H172ZM197 225H196V224ZM209 223V224H208ZM60 224H61V226H60ZM63 224V225H62ZM111 224V225H113V226H115L114 228H113V226L111 227V225L109 226V225ZM135 224V225H134ZM158 224V225H157ZM198 224H199V226H198ZM204 224V225H203ZM211 224L213 225V226H211ZM102 225H103V228L105 227V229L104 230H106L108 227L110 228V232H109V228L107 229V231H106V235H105V233H104V240L102 239V236H101V234H102V230H100L99 228H102ZM154 225H155V228H154ZM208 225H209V229H207L206 230V228H208ZM73 226V225H72ZM101 226V227H100ZM149 226V227H148ZM207 226V227H206ZM211 226V227H210ZM128 227V229H126ZM157 227H159L158 229H156ZM199 227V228H198ZM166 228H168V229H166ZM191 230H190V229ZM113 229V230H112ZM133 229V230H132ZM189 229V230H188ZM200 229V230H199ZM214 229V230H213ZM215 229L217 230V231H215ZM61 232H60V231ZM63 230V231H62ZM112 230V231H111ZM211 230H213V233L211 232ZM72 231V232H71ZM64 232V233H63ZM105 232V231H104ZM107 232H109V233H107ZM8 233V232H7ZM129 233V234H128ZM132 233V234H131ZM61 234V235H60ZM72 234V235H71ZM112 234V235H111ZM131 234V235H130ZM134 234V235H133ZM185 234H187L186 235V237H185ZM191 234V235H190ZM209 234H210V237H213L214 239H211L210 237H208L209 236ZM215 235V236H213V235ZM25 235H27V237L25 236ZM50 235V233L48 232L45 236L47 237V236H49ZM127 235V236H126ZM260 235V236H259ZM19 237H21V236H23V238L21 237V239H22V244L20 243V245H19V249L18 250H20L22 247H24V245H25V248H23L22 250H20L19 251V253H15V254H11V253H7V251H4L3 252V250L1 251V249H0V255L1 254H3L4 255V257H2L3 255H1L0 257H2V259H4V258H8V259H10V261L11 260H13V259H15V260H13V261H15V263L13 262V261H11L12 263H10V264H34L35 262L33 261V260H35L36 261V263L35 264H40V262H39V259H36V258H38V254L39 253H45V252H43V250L48 246H46L45 247V244L44 245H41L40 243H38V239H43L44 241H46V237L45 236H43L44 238H40L38 235H35V238H34V235H32V237H31V235H28V234H25V233H23V234H19L18 235ZM25 236V237H24ZM31 237V239H30V237ZM37 236H38V238H37ZM69 236H71L72 238H68ZM106 236V237H105ZM114 236H116V237H114ZM129 236V237H128ZM131 236V237H130ZM207 236V237H206ZM119 237H120V239H119ZM184 237H185V239H186V242H185V239H184ZM206 237V238H205ZM221 237H222V241H221ZM27 238L29 239V240H27ZM107 238V239H106ZM182 238H183V240H184V242H183V240H182ZM201 238V239H200ZM208 238V239H207ZM261 238V239H263V241H261V239L259 240V239ZM34 239V240H33ZM71 239V240H70ZM74 239V240H73ZM102 239V240H101ZM130 239V240H129ZM133 239V240H132ZM145 239V240H144ZM206 241H205V240ZM217 239V240H216ZM259 241H258V240ZM30 240H33V241H30ZM37 240V241H36ZM115 240V241H114ZM213 240V241H212ZM24 241H26V243L27 242H29L28 244L29 245H31V246H29L28 244V246L29 247H31V250H30V248L29 247H27L26 246V243L24 242ZM224 241V242H223ZM34 244H33V243ZM38 244H37V243ZM63 242V243H62ZM101 242H105V243H107V246H106V244L105 245H103ZM131 242V243H130ZM23 243H24V245H23ZM116 243H118V247H117V244ZM185 243V245H183ZM17 244H19V243H17ZM64 244H65V248H64ZM183 246H182V245ZM108 245H111V246H108ZM180 247H179V246ZM224 245V246H223ZM259 245L261 246V247H259ZM36 246V247H35ZM67 246V247H66ZM116 246V247H115ZM21 247V248H20ZM32 247H34V248H32ZM38 247V249H36ZM45 247V248H44ZM57 246H53V245H50V247L48 246L47 247V250H48V248H51V249H54V248H56ZM87 249H89V250H87ZM93 247V248H92ZM181 247L183 248L182 249V251H181ZM185 247V248H184ZM29 248V249H28ZM40 248H42V249H40ZM44 248V249H43ZM92 248V249H91ZM118 248V249H117ZM179 248V249H178ZM32 249H35L34 251L32 250ZM18 250H17V252H18ZM25 250V252H27V253H23V251ZM39 250V252L37 253L36 251H38ZM46 250V249H45ZM85 250H86V252H85ZM176 250V251H175ZM183 250H184V253H183ZM28 251L30 252V251H32L31 253H28ZM180 251L182 252V253H180ZM35 253V255H34V253ZM93 252H95L94 253V255L92 254ZM174 252V253H173ZM179 252V253H178ZM21 253V256H20V258L18 259V257H19V254ZM22 253H23V255H22ZM89 253V254H88ZM215 253V254H214ZM225 253V254H224ZM6 254V255H5ZM26 254V256H24ZM30 254V255H29ZM85 254V255H84ZM32 255H33V257H32ZM93 257H92V256ZM11 256V257H10ZM35 256V257H34ZM91 256V257H90ZM12 257H14V258H12ZM40 257V256H39ZM26 258V259H25ZM91 258V259H90ZM23 259H24V261H23ZM28 259V260H27ZM31 259V260H30ZM20 260V261H19ZM31 261V263H29L30 261ZM226 260V261H225ZM3 261V260H2ZM18 263H17V262ZM23 261V262H22ZM26 261V262H25ZM33 261V262H32ZM57 262V263H56ZM64 262V263H63ZM223 262V263H222ZM225 262V263H224ZM3 264H4V262H2ZM48 263V264H49Z\"/></svg>",
	"mask_w": 264,
	"mask_h": 264
}]
</instances>
